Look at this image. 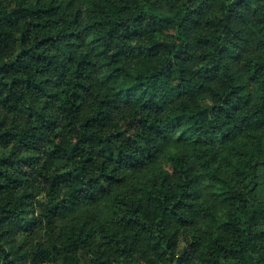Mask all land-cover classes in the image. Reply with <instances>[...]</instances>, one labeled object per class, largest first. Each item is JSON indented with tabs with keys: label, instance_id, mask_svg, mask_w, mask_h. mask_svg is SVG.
<instances>
[{
	"label": "clouds",
	"instance_id": "obj_1",
	"mask_svg": "<svg viewBox=\"0 0 264 264\" xmlns=\"http://www.w3.org/2000/svg\"><path fill=\"white\" fill-rule=\"evenodd\" d=\"M0 264H264V0H0Z\"/></svg>",
	"mask_w": 264,
	"mask_h": 264
},
{
	"label": "trees",
	"instance_id": "obj_2",
	"mask_svg": "<svg viewBox=\"0 0 264 264\" xmlns=\"http://www.w3.org/2000/svg\"><path fill=\"white\" fill-rule=\"evenodd\" d=\"M63 171V170H62Z\"/></svg>",
	"mask_w": 264,
	"mask_h": 264
}]
</instances>
